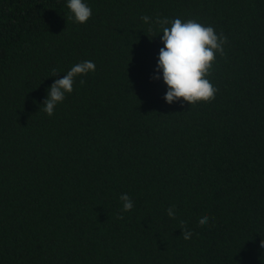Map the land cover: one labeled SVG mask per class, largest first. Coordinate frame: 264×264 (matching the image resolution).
<instances>
[{"label":"trees","instance_id":"trees-1","mask_svg":"<svg viewBox=\"0 0 264 264\" xmlns=\"http://www.w3.org/2000/svg\"><path fill=\"white\" fill-rule=\"evenodd\" d=\"M84 2L80 24L67 0H0V264H264V0ZM157 17L227 38L211 102L163 99Z\"/></svg>","mask_w":264,"mask_h":264},{"label":"clouds","instance_id":"clouds-1","mask_svg":"<svg viewBox=\"0 0 264 264\" xmlns=\"http://www.w3.org/2000/svg\"><path fill=\"white\" fill-rule=\"evenodd\" d=\"M67 8L70 12L69 20L76 23H86L91 15L92 9L84 0H67ZM145 23H149L152 17L142 15L140 17ZM155 24L160 29V40L163 47L159 49L158 62L155 72L162 73V80L167 86L163 96L166 103L187 102L190 105L204 102L209 103L215 98L217 88L209 80L213 64L217 54L224 55V44L226 37L218 34L214 27L205 26L194 19L184 21L180 18L168 19L166 17L155 19ZM151 30V29H150ZM131 58V57H130ZM95 71V63L85 60L74 64L62 78L54 80L47 90V96L43 100V111L52 116L58 103L63 102L66 94L74 90L76 78L85 76ZM53 76L57 70L52 69ZM161 76L154 75L152 79H160ZM83 85L85 81L80 79ZM122 202V212H129L134 204L127 193L119 196ZM170 218H175V205L166 209ZM117 219H123L119 215ZM209 217L205 214L199 217L198 223L204 226L208 223ZM181 236L188 240L192 231L187 228L186 222L181 221ZM264 248V239L260 241Z\"/></svg>","mask_w":264,"mask_h":264}]
</instances>
